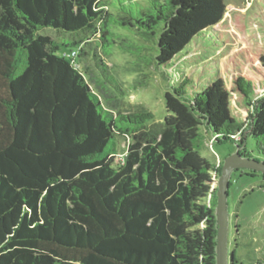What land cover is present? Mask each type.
<instances>
[{"label": "trees", "instance_id": "obj_1", "mask_svg": "<svg viewBox=\"0 0 264 264\" xmlns=\"http://www.w3.org/2000/svg\"><path fill=\"white\" fill-rule=\"evenodd\" d=\"M226 11L225 0H0V264H217L215 166L201 151L211 136L252 157L251 137L264 157V0L222 31ZM121 34L156 44L159 129L151 112L115 113L90 83L113 107L127 95L107 64Z\"/></svg>", "mask_w": 264, "mask_h": 264}, {"label": "rangeland", "instance_id": "obj_2", "mask_svg": "<svg viewBox=\"0 0 264 264\" xmlns=\"http://www.w3.org/2000/svg\"><path fill=\"white\" fill-rule=\"evenodd\" d=\"M225 2L227 11L218 26L222 31L229 29L234 14L247 12L255 0H225ZM40 33L67 44L74 43L78 38L72 33L55 28H44ZM155 47V42L145 38L143 41L138 37L121 34L117 39V45L113 54L107 58V64L123 85L127 95L120 97L114 93L118 97H112L115 99V107L108 104L106 94L94 81L90 80V83L105 105L115 113L151 112L154 115L153 125L159 129L169 114L165 97L168 79L156 66ZM85 51L88 54L81 57V63L82 69L87 72L86 76L89 78V74L98 72L93 62L92 51L89 48ZM236 140H241V136ZM130 142L131 138L127 135L119 137L121 156L125 154ZM238 145L240 148L229 142L217 145L211 136H208L201 154L215 166L213 174L216 177V189L224 159L240 151L242 146ZM254 148V140L250 137L247 141L248 152L252 157L264 161L263 156L253 152ZM228 210L229 264H264V176L262 173L250 169H238L233 172L229 188Z\"/></svg>", "mask_w": 264, "mask_h": 264}, {"label": "water", "instance_id": "obj_3", "mask_svg": "<svg viewBox=\"0 0 264 264\" xmlns=\"http://www.w3.org/2000/svg\"><path fill=\"white\" fill-rule=\"evenodd\" d=\"M250 169L264 174V161L254 157L243 156L240 151L228 155L224 159L216 189V221H217V264H229L228 234L229 210L228 198L230 180L234 171Z\"/></svg>", "mask_w": 264, "mask_h": 264}, {"label": "built area", "instance_id": "obj_4", "mask_svg": "<svg viewBox=\"0 0 264 264\" xmlns=\"http://www.w3.org/2000/svg\"><path fill=\"white\" fill-rule=\"evenodd\" d=\"M215 180H216V177H215ZM215 183H216V181H215ZM215 183L213 184V189L216 188V187H215Z\"/></svg>", "mask_w": 264, "mask_h": 264}]
</instances>
